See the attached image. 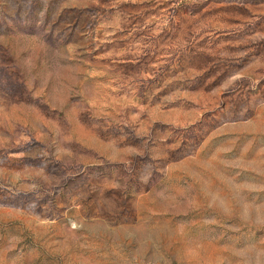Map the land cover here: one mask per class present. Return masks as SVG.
<instances>
[{
  "label": "rangeland",
  "instance_id": "rangeland-1",
  "mask_svg": "<svg viewBox=\"0 0 264 264\" xmlns=\"http://www.w3.org/2000/svg\"><path fill=\"white\" fill-rule=\"evenodd\" d=\"M0 264H264V0H0Z\"/></svg>",
  "mask_w": 264,
  "mask_h": 264
}]
</instances>
